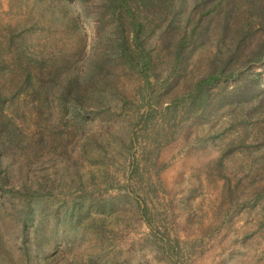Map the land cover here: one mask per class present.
<instances>
[{"label":"rangeland","instance_id":"1","mask_svg":"<svg viewBox=\"0 0 264 264\" xmlns=\"http://www.w3.org/2000/svg\"><path fill=\"white\" fill-rule=\"evenodd\" d=\"M174 2L175 16L138 13L143 69L109 41L131 28L105 0H0V108L15 119L0 135V264H264V59L236 54L213 18L173 68L195 16ZM22 48L69 71L110 56L72 107L62 81L48 96L23 83Z\"/></svg>","mask_w":264,"mask_h":264},{"label":"trees","instance_id":"2","mask_svg":"<svg viewBox=\"0 0 264 264\" xmlns=\"http://www.w3.org/2000/svg\"><path fill=\"white\" fill-rule=\"evenodd\" d=\"M84 1L75 0L74 6H82ZM105 3L106 7L111 10V19L115 18L117 20L115 13L117 16L119 12L123 15L125 24L131 28H126V37L131 36L136 48L130 50L129 46L126 47V37L117 36L116 31H112V34L108 38L109 41L112 42L114 37L119 38L120 41L115 45L119 46L117 53L124 55L129 60L135 58L143 69H148L150 67V55L139 42L141 24L138 13L144 11L146 16L147 13H153L155 10L159 11L161 8L160 12L163 15L171 13L175 16L179 12L180 5L175 4L174 0H105ZM191 5L193 6L195 16H192L193 18L188 19V21L193 20L192 27L182 36L179 45L172 50L173 68L183 65V47L186 42H195L197 37L202 41L207 37L208 29L205 23L212 22L213 18H216L215 23L220 28L221 40L232 33L238 35L236 43H233L234 41L232 42L233 50H235L234 52L236 54L246 53L250 61H261L264 59V0H191ZM73 24L75 30L81 35V23L77 17L73 18ZM115 46L109 45L110 54L111 52H115ZM23 48L18 50L15 59L20 74H22L23 83L28 82V84H32L31 81H39L38 86L41 83H45L44 90L48 96L54 88L52 83L62 81L56 94L59 96L60 94H64L66 90H69L68 94H72L73 96L72 107H75V103L80 99L85 89L89 91L97 81L98 75L100 74V60L102 62H109L108 58L110 56L108 52H98L96 56L90 59L89 67H86L85 70L76 69L69 71V69L66 70L63 66L66 62L64 59L57 62L51 56L44 57L43 55H35L31 57V54H28L29 52ZM222 52L223 49L219 48L218 53ZM222 72H224V68L220 70L212 69L211 73L195 84L191 92L194 93L204 90L202 86L204 81L212 80ZM3 80L4 57L0 56V103H4V96L6 94ZM46 82L49 84H46ZM86 95L84 94V96ZM263 98L262 96L261 99L263 100ZM14 120L10 115H5L4 108H0L1 137H4V135H14ZM3 186L0 179V187L2 188Z\"/></svg>","mask_w":264,"mask_h":264}]
</instances>
